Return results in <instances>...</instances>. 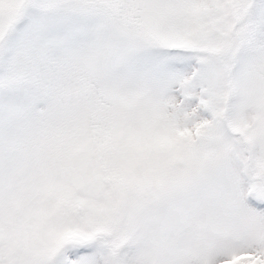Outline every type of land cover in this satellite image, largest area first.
<instances>
[{
    "label": "snow or ice",
    "instance_id": "1",
    "mask_svg": "<svg viewBox=\"0 0 264 264\" xmlns=\"http://www.w3.org/2000/svg\"><path fill=\"white\" fill-rule=\"evenodd\" d=\"M0 264H264V0H0Z\"/></svg>",
    "mask_w": 264,
    "mask_h": 264
}]
</instances>
